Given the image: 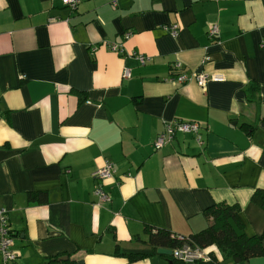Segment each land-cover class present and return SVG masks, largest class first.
<instances>
[{
    "label": "crops",
    "instance_id": "0c3cea01",
    "mask_svg": "<svg viewBox=\"0 0 264 264\" xmlns=\"http://www.w3.org/2000/svg\"><path fill=\"white\" fill-rule=\"evenodd\" d=\"M174 23L177 37L166 30ZM196 72L224 79L176 81ZM175 120L198 122L201 141L177 133L156 148ZM106 160L115 175L98 181ZM99 184L111 202L97 204ZM256 188L264 189V0H80L75 9L0 0V209L18 255L11 264H169L130 263L116 245L150 250L135 238L147 224L198 232L218 202L239 203L244 230L261 233Z\"/></svg>",
    "mask_w": 264,
    "mask_h": 264
},
{
    "label": "trees",
    "instance_id": "16d2710c",
    "mask_svg": "<svg viewBox=\"0 0 264 264\" xmlns=\"http://www.w3.org/2000/svg\"><path fill=\"white\" fill-rule=\"evenodd\" d=\"M243 127L249 133L254 129V126L250 124H244ZM37 201L46 202L47 193L41 192ZM251 201L264 210V189L256 188L252 194ZM241 210L239 203H214L204 209L203 212L205 217L209 219V225L188 236L174 234L168 229L147 224L144 227L143 235H136L135 238L146 242L150 250L123 251L117 244L114 254L127 259L130 263H135L151 256H158L166 259L169 264H186L187 262L184 260L175 257L174 253L171 255L160 254L158 250L169 249L174 252V250L184 245H189L202 248L209 255L208 260L201 259L195 261V264H218L222 260L227 259L232 260L235 264H249L253 258L264 257V230L253 235L247 234L244 230L245 225L241 217ZM68 264L77 263L71 260Z\"/></svg>",
    "mask_w": 264,
    "mask_h": 264
},
{
    "label": "built area",
    "instance_id": "2783aa9c",
    "mask_svg": "<svg viewBox=\"0 0 264 264\" xmlns=\"http://www.w3.org/2000/svg\"><path fill=\"white\" fill-rule=\"evenodd\" d=\"M64 4L75 9L78 6L80 0H63ZM166 30L170 32L173 37H177L180 33V27L178 24H170L166 27ZM209 36L211 38L218 36L219 34V26L216 22L212 23L209 27ZM129 36V34H126ZM110 49L113 51H122V45L113 43L110 45ZM137 58L140 60L142 64H145L147 61V57L142 54H137ZM179 64L176 66L179 68ZM126 75H130V70L126 71ZM223 74H211L207 72H196L191 75L181 73L178 75L177 80L179 83H184L188 81L195 80L200 86H205L209 81H219L223 80ZM200 124L196 121H180L175 120L172 122H168L165 125V129L163 132L159 134V136L155 140L156 148L161 147L166 142H169L174 139L177 133H192L196 134L198 141H201V136H199ZM115 168L113 163L110 160H106L104 165L97 169L93 176L98 181H102L105 179H109L114 177ZM95 195L98 197L99 205H103L112 201V197L106 189H104L102 184H99L95 189ZM14 244V236L12 228L9 224L7 211L5 209H0V252L3 255L4 262L6 264H11L17 260L18 255L13 250ZM174 256L184 260L185 262H195L198 260H208L207 252L199 247H191L189 245H184L179 249L174 250Z\"/></svg>",
    "mask_w": 264,
    "mask_h": 264
},
{
    "label": "water",
    "instance_id": "95a60500",
    "mask_svg": "<svg viewBox=\"0 0 264 264\" xmlns=\"http://www.w3.org/2000/svg\"><path fill=\"white\" fill-rule=\"evenodd\" d=\"M158 252L160 254H168V255H171L173 253L172 250H169V249H159ZM61 259L67 260L68 257H62Z\"/></svg>",
    "mask_w": 264,
    "mask_h": 264
},
{
    "label": "bare ground",
    "instance_id": "6f19581e",
    "mask_svg": "<svg viewBox=\"0 0 264 264\" xmlns=\"http://www.w3.org/2000/svg\"><path fill=\"white\" fill-rule=\"evenodd\" d=\"M209 256V255H208Z\"/></svg>",
    "mask_w": 264,
    "mask_h": 264
}]
</instances>
